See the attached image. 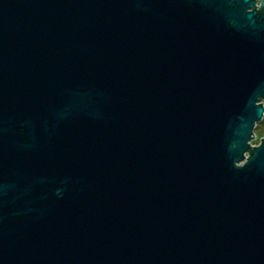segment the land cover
I'll list each match as a JSON object with an SVG mask.
<instances>
[{"label": "water", "instance_id": "obj_1", "mask_svg": "<svg viewBox=\"0 0 264 264\" xmlns=\"http://www.w3.org/2000/svg\"><path fill=\"white\" fill-rule=\"evenodd\" d=\"M264 0H0V264H264Z\"/></svg>", "mask_w": 264, "mask_h": 264}, {"label": "rangeland", "instance_id": "obj_2", "mask_svg": "<svg viewBox=\"0 0 264 264\" xmlns=\"http://www.w3.org/2000/svg\"><path fill=\"white\" fill-rule=\"evenodd\" d=\"M261 103L264 106V100ZM253 132L255 134V138H253V140L250 141V144L253 145V146H256V145L259 144V142H260L261 139H264V131L261 132L258 129H254Z\"/></svg>", "mask_w": 264, "mask_h": 264}, {"label": "trees", "instance_id": "obj_3", "mask_svg": "<svg viewBox=\"0 0 264 264\" xmlns=\"http://www.w3.org/2000/svg\"><path fill=\"white\" fill-rule=\"evenodd\" d=\"M263 101V100H262ZM261 101V102H262ZM254 129H258L259 131H264V114H263V117L261 119V121L259 123L256 124L255 128Z\"/></svg>", "mask_w": 264, "mask_h": 264}, {"label": "flooded vegetation", "instance_id": "obj_4", "mask_svg": "<svg viewBox=\"0 0 264 264\" xmlns=\"http://www.w3.org/2000/svg\"><path fill=\"white\" fill-rule=\"evenodd\" d=\"M261 0H254V8L258 9L260 7Z\"/></svg>", "mask_w": 264, "mask_h": 264}]
</instances>
